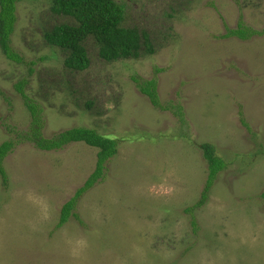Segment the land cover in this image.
<instances>
[{"label": "rangeland", "instance_id": "374dc122", "mask_svg": "<svg viewBox=\"0 0 264 264\" xmlns=\"http://www.w3.org/2000/svg\"><path fill=\"white\" fill-rule=\"evenodd\" d=\"M52 1L18 3L11 42L24 65L0 50V146L29 128L14 87L27 78L46 137L96 129L118 140L117 155L79 198V218L58 228L98 150L18 140L2 163L7 185L0 174V264H264V0H114L125 6L123 26L148 33L153 52L107 62L90 36L83 72L45 41L55 25H77L54 15ZM240 23L255 33L229 35ZM147 81L158 106L139 89ZM206 143L227 166L189 213L208 179Z\"/></svg>", "mask_w": 264, "mask_h": 264}, {"label": "trees", "instance_id": "16d2710c", "mask_svg": "<svg viewBox=\"0 0 264 264\" xmlns=\"http://www.w3.org/2000/svg\"><path fill=\"white\" fill-rule=\"evenodd\" d=\"M23 1L26 0H0V50L7 60L20 65H24L26 59L15 51L11 39L16 30L17 6ZM125 10L124 5L118 4L114 0H53L52 13L56 16L73 19L77 25L70 23L55 25L44 34L45 41L51 46L68 52L69 56L65 60L66 67L78 72H83L90 66V59L83 45L90 36L99 45L100 57L107 62L138 58L143 51L152 53L153 47L148 33L137 28L123 26ZM254 33L255 31L244 27L242 23L238 25L237 29L229 31V35L242 40ZM30 64L35 65V62H30ZM29 72H34L33 67L29 68ZM28 85L27 78L21 79L14 85L32 118L28 130L20 134L18 140L30 142L35 148L47 152L63 150L70 144L81 142L98 150L94 172L77 190L74 197L62 207L60 221L57 225L58 228H61L69 222L71 216L79 218L77 214L73 213V210L81 195L93 188L100 179H104L106 163L117 155L118 140L104 136L96 129L83 126L73 127L46 137L43 133L44 119L42 115L45 109L28 95ZM139 89L149 97L152 105H159L155 81H147L144 85H140ZM0 96L7 99V95L2 90H0ZM178 109L179 112L181 108ZM18 140L15 142L6 141L0 146V174L4 185L8 183V176L2 163L13 150L15 143L19 142ZM202 149L208 163V179L200 201L186 209V212L189 213L207 203L217 175L227 166L226 162L216 154V149L212 144H203ZM193 226H196L195 221Z\"/></svg>", "mask_w": 264, "mask_h": 264}]
</instances>
